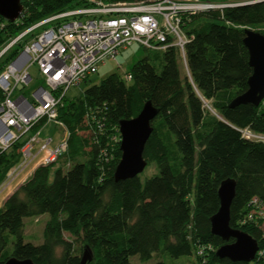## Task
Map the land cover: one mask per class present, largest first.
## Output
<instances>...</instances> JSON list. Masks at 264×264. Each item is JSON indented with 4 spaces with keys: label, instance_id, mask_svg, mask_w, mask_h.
Segmentation results:
<instances>
[{
    "label": "trees",
    "instance_id": "1",
    "mask_svg": "<svg viewBox=\"0 0 264 264\" xmlns=\"http://www.w3.org/2000/svg\"><path fill=\"white\" fill-rule=\"evenodd\" d=\"M76 6V0L23 3L20 19L0 31V46ZM184 29L192 36L184 58L176 48L148 51L123 76L109 75L77 100L62 97L58 119L68 133L67 149L55 162L37 167L5 200L0 264L11 257L81 264L87 248L92 259L86 264H131L135 256L142 263L162 258L156 264H180L176 261L193 254L195 264H264V219L247 221L252 210L264 208V139L244 134L264 138V100L258 106L230 107L248 89L252 68L243 40L246 29L264 35V1L193 15ZM208 101L219 117L206 110ZM147 102L158 115L143 155L147 164L156 163L158 173L144 181L137 176L116 182L119 123L136 117ZM43 124L29 132L35 134ZM24 136L0 150V185L22 159ZM225 180L235 181L230 227L253 237L262 252L248 263L216 255L234 241L211 232ZM43 215H48L43 242H26L25 220ZM7 235L14 239L11 251Z\"/></svg>",
    "mask_w": 264,
    "mask_h": 264
},
{
    "label": "built area",
    "instance_id": "2",
    "mask_svg": "<svg viewBox=\"0 0 264 264\" xmlns=\"http://www.w3.org/2000/svg\"><path fill=\"white\" fill-rule=\"evenodd\" d=\"M33 1L21 0L22 4ZM257 1L261 0H76L79 6L50 15L3 42L0 46V150L29 133L36 123L44 121V124L26 138L21 149L22 159L9 171L0 185V193L39 154L47 152L41 164L45 165L55 162L67 149V132L57 145L50 137L41 138V133L49 124L66 129L58 119V106L69 88L97 74L107 60H117L121 50L135 43L147 51L176 48L184 58L185 47L192 40L184 25L193 15L222 12ZM22 14L23 11L20 17ZM6 22L9 21L0 16V31L5 29ZM37 30L40 31L33 35ZM29 35L32 37L26 39ZM14 48L19 49L17 54L2 63ZM32 66L37 67L43 83L29 96L17 94L20 86L32 84L29 72ZM244 134L259 139L250 131ZM35 144L40 147L33 154ZM253 202L257 204L256 200ZM257 219H264L262 206L252 210L247 221ZM205 251V247L201 248L198 254L202 256ZM259 251L258 255L262 253Z\"/></svg>",
    "mask_w": 264,
    "mask_h": 264
},
{
    "label": "water",
    "instance_id": "3",
    "mask_svg": "<svg viewBox=\"0 0 264 264\" xmlns=\"http://www.w3.org/2000/svg\"><path fill=\"white\" fill-rule=\"evenodd\" d=\"M264 1V0H261ZM259 1V2H261ZM23 11L21 0H0V16L13 22ZM244 45L249 53V65L252 75L248 79V89L230 103V107L251 104L258 106L264 100V35L251 29H246ZM158 110L151 104L145 103L141 112L134 118L122 120L119 123L121 135V158L114 172L116 182L125 181L139 176L147 166L144 159V149L153 128L152 122L157 117ZM218 196L220 207L211 218V232L222 240L232 243L218 248L216 255L220 259L233 262H251L259 250L257 241L249 234L230 227V209L235 196V181L225 180L221 183ZM92 259V252L85 249L81 264ZM3 264H35L31 259L11 257Z\"/></svg>",
    "mask_w": 264,
    "mask_h": 264
},
{
    "label": "rangeland",
    "instance_id": "4",
    "mask_svg": "<svg viewBox=\"0 0 264 264\" xmlns=\"http://www.w3.org/2000/svg\"><path fill=\"white\" fill-rule=\"evenodd\" d=\"M247 1H255V0H247ZM52 25L50 24L48 27H51ZM40 30H37L36 32L33 33L36 34L38 33ZM259 32V31H257ZM260 33V32H259ZM32 36L29 35L26 39L31 38ZM147 50H145L144 48H142L139 44L135 43L133 44L131 47H129L126 50H121L119 56L117 57V60H107L106 64L103 66H100L98 73L94 74L92 76H90L87 80L81 82V84L79 86H73L71 88H69L65 94L66 99L68 100H77L79 99L84 91L93 86V85H97L99 84L103 79H105L106 77H108L109 75L113 74V73H117L121 76H123L124 73H126L127 71L130 70V68L133 66L134 63H136L137 61H139L140 59H142L144 56H146L147 54ZM183 73L187 72V68L185 66V64L183 63V68H182ZM29 72L33 78V82L29 87H22L20 86L17 90V94L19 93H25L27 96L30 95V92L40 86L43 83V80L41 78V76L39 75L38 69L36 66H32L29 69ZM21 90V91H19ZM206 110H208L209 112H211L214 115H217V112L211 107V101H208L206 103ZM219 117V116H218ZM66 129H64L63 127H59L56 126L54 124H49L47 125L42 133H41V138H46V137H50L53 139V144L57 145L56 143L59 142L63 137L64 134L66 133L65 131ZM83 135L86 136V133H82ZM31 135V132L27 133L24 136V139L28 138ZM67 135V134H66ZM259 137V139H263L262 136H257ZM40 145L39 144H35V146L32 148V153L35 154L38 149H39ZM47 155V152H43L41 154H39V156L36 158V160H34L32 162V164H30V166L24 170L22 172L21 175H19L10 185H8L1 193H0V211L4 205V201L6 199V197L9 196V194L13 191V189L15 187L18 186V184L22 181V179L31 171H33L34 169H36L37 167L41 166V164L43 163L45 157ZM106 160V159H105ZM107 160H109L107 158ZM112 161V159H111ZM158 173L157 170V166L155 162H149L146 166V168L144 169V171L139 175V177L141 178L142 181H144L146 178L151 177L155 174ZM48 219V215H44L43 217H37V218H27L26 219V224H25V241L26 242H31L34 245H40L43 242V229L45 226V223ZM8 236V249L9 251L12 250V243L14 241L13 237L10 235ZM67 238H69V235H66ZM182 260L180 261H176L180 262V264H195V255L193 254L190 257H183L180 258ZM185 259V260H183ZM189 259V260H187ZM163 261L162 258H154L148 262L142 263L140 262L139 258L137 256L132 257L130 259L131 264H156L157 262H161Z\"/></svg>",
    "mask_w": 264,
    "mask_h": 264
},
{
    "label": "crops",
    "instance_id": "5",
    "mask_svg": "<svg viewBox=\"0 0 264 264\" xmlns=\"http://www.w3.org/2000/svg\"><path fill=\"white\" fill-rule=\"evenodd\" d=\"M35 170V169H34ZM34 170L33 171H31V172H29L23 179H22V181L18 184V186L17 187H15L14 189H13V191L9 194V196L22 184V183H24L31 175H32V173L34 172ZM8 196V197H9ZM8 197H6V199L8 198ZM5 199V200H6ZM5 202V201H4ZM44 216V215H43ZM43 216H40V217H43ZM25 224H26V220H25Z\"/></svg>",
    "mask_w": 264,
    "mask_h": 264
}]
</instances>
